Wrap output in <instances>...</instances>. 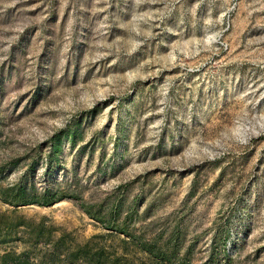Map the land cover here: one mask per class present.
I'll return each instance as SVG.
<instances>
[{
    "label": "rangeland",
    "instance_id": "rangeland-1",
    "mask_svg": "<svg viewBox=\"0 0 264 264\" xmlns=\"http://www.w3.org/2000/svg\"><path fill=\"white\" fill-rule=\"evenodd\" d=\"M19 184L9 264H264V0H0Z\"/></svg>",
    "mask_w": 264,
    "mask_h": 264
},
{
    "label": "trees",
    "instance_id": "trees-1",
    "mask_svg": "<svg viewBox=\"0 0 264 264\" xmlns=\"http://www.w3.org/2000/svg\"><path fill=\"white\" fill-rule=\"evenodd\" d=\"M64 194H57L55 192H51L49 189L45 190L44 193H31L27 191V188H25L22 184L19 185H13V186H7V187H1L0 186V198L11 205L14 206H23V205H29V204H38L41 206H52L55 203L61 201L64 199ZM83 208H86V205L84 203L81 204ZM87 213H89L91 216L97 218V216H94V214H91L88 210H86ZM98 219V218H97ZM120 233H127L126 228H118L117 229ZM148 252V250H145ZM97 257H93V259H96V264H112L110 262H107V258L104 257V251H98L96 253ZM22 254H13V253H5L2 256H0V264H9L10 259L12 257L16 259V257L21 258ZM114 264V262H113ZM207 264V263H205Z\"/></svg>",
    "mask_w": 264,
    "mask_h": 264
}]
</instances>
